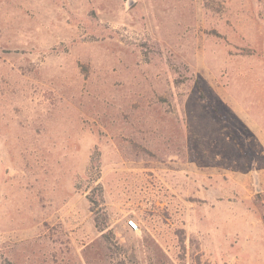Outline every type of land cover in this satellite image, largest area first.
Listing matches in <instances>:
<instances>
[{"label": "rangeland", "instance_id": "obj_1", "mask_svg": "<svg viewBox=\"0 0 264 264\" xmlns=\"http://www.w3.org/2000/svg\"><path fill=\"white\" fill-rule=\"evenodd\" d=\"M0 264H264V0H0Z\"/></svg>", "mask_w": 264, "mask_h": 264}, {"label": "trees", "instance_id": "obj_2", "mask_svg": "<svg viewBox=\"0 0 264 264\" xmlns=\"http://www.w3.org/2000/svg\"><path fill=\"white\" fill-rule=\"evenodd\" d=\"M100 188V187H99ZM101 191L99 190V193H100ZM99 197L101 198V193L99 194ZM87 199H88V201H89V203L90 204H102V201H101V199L99 200V201H93V199H92V197L91 196H88L87 197ZM90 209L91 210H94V207L92 206V207H90ZM94 223H95V226H96V228H97V230L99 231V232H103V231H105V232H108L107 231V228H106V226L103 224V225H99V223H98V217H95L94 216ZM109 233V232H108ZM107 233V234H108ZM109 234H111V233H109ZM104 237L106 238V240L108 241V243L110 242V239H108L109 237H107V235H105L104 234ZM111 238H112V235H111Z\"/></svg>", "mask_w": 264, "mask_h": 264}, {"label": "built area", "instance_id": "obj_3", "mask_svg": "<svg viewBox=\"0 0 264 264\" xmlns=\"http://www.w3.org/2000/svg\"><path fill=\"white\" fill-rule=\"evenodd\" d=\"M128 228L130 230H136L137 229V224L133 220L127 221Z\"/></svg>", "mask_w": 264, "mask_h": 264}]
</instances>
